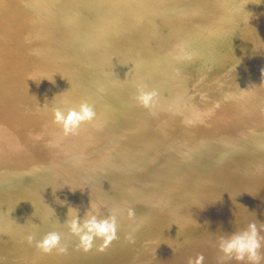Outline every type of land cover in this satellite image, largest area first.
Listing matches in <instances>:
<instances>
[{"label": "bare ground", "instance_id": "obj_1", "mask_svg": "<svg viewBox=\"0 0 264 264\" xmlns=\"http://www.w3.org/2000/svg\"><path fill=\"white\" fill-rule=\"evenodd\" d=\"M187 1L191 0H0V99L12 100V104H0V152L11 150L14 144L46 151L45 154L36 151L28 158L17 154L0 160V221L6 223L10 218L7 214L14 215L10 211L17 208L20 211L16 215L26 222L24 228L38 226L33 233L38 236L42 232L44 235L39 236L43 238L52 228L48 220L67 219V206L57 203V198L72 203L70 205L78 208L83 217L90 203L107 205L104 191L117 190L118 185L128 182L132 187L118 192L125 196L113 195L111 199H118L127 206L126 197L139 196L149 208L158 209L156 213L160 214L161 221H171L178 213V206L189 204L196 213V220L209 223L215 234L224 235L246 227L238 215L244 214L254 202L264 201V193L255 201L248 200L250 195L264 188V175L257 177L264 171V103L236 111L220 105L232 84L246 85L254 67L262 64L259 69L264 76V51L260 49L264 44V32L260 31L264 19L251 21L264 10V0H201L204 1L202 6L191 8L201 10L200 14H177L179 11L174 14L175 9ZM25 3L38 4L33 8ZM41 5H44L42 9L37 8ZM119 14L128 17L120 20ZM175 27L183 29L184 35L175 34ZM160 29H166L171 40L164 51L153 47L165 33H158ZM254 33L256 38L248 41V36ZM197 39L201 42L191 44ZM183 40L188 44L180 47ZM247 43L250 50L237 52ZM192 48L201 50L202 56L215 57L225 51L229 66L218 70L203 85L199 98L182 105L184 109H195L199 102V106L204 103L206 120L185 125L173 139L161 137L159 142L148 144L149 151L165 146L170 154H176L180 149L179 160L170 163L167 159L161 167L160 158L145 164L158 178L168 170L166 165L186 162L185 166H190L195 151L215 153L219 150L215 161H204L200 166L219 165L221 169L212 173V180L197 181L195 189L192 185L183 196L175 192L169 198V188L160 187L165 200L163 209H159L152 203L155 190L150 191L151 195L149 192L141 195L148 182L136 176V163L148 152L138 148L127 151L129 143L120 144L119 134L122 132L123 138L133 139L144 131L148 134L159 127L171 128L164 122L173 115L172 108L178 107L177 101L171 104V100L180 89L158 87L155 73ZM145 62L151 63V67L139 68ZM139 75L149 77L150 81L137 84V93L140 88L157 92L151 109L128 98L135 94L132 85ZM164 79L171 81V71ZM257 83L259 81H254L246 87L258 91L256 87L260 83ZM220 94L223 95L220 97ZM83 101L94 105L95 120L81 125L76 134L65 136L62 128L53 123V108L67 110ZM147 117L161 123L140 121ZM190 129L192 131L187 133ZM91 133L94 141L107 137L113 147L106 152L107 149H99L102 147L99 144L93 154L71 156L82 152H77L76 148ZM53 139L59 140L52 143ZM34 171L42 174L34 175ZM168 171L174 176L173 171ZM110 180L115 183L110 184ZM82 181L85 188L79 189L82 193L78 198L68 200L65 193L58 191L76 187ZM15 185L16 192L12 191ZM234 193H241L239 203L234 202ZM44 196L38 206L33 205ZM171 200L173 203L167 211ZM257 209L264 217V207ZM259 215L253 217L256 219ZM10 228L16 230L10 232ZM10 228L5 232L0 226V264H94L99 258L100 245L81 252L79 259L73 262L70 257L75 252L67 250L55 254V250L49 253L39 249L25 251L23 247L19 250L17 245L36 246L35 241L29 243L18 231L24 228ZM216 254L221 259L217 247ZM5 258L11 259L10 262Z\"/></svg>", "mask_w": 264, "mask_h": 264}, {"label": "rangeland", "instance_id": "obj_2", "mask_svg": "<svg viewBox=\"0 0 264 264\" xmlns=\"http://www.w3.org/2000/svg\"><path fill=\"white\" fill-rule=\"evenodd\" d=\"M202 3H204V1L202 2L201 0L187 1L185 5H182L181 7L175 9L174 14H176V12L178 11L179 12L177 14L179 13L184 15L188 13H192L193 15L200 14L201 10L199 9L191 10V8L202 6ZM25 4H31L33 5V8H36L35 5L38 3L35 4L25 3ZM43 6L44 5H41L38 6L37 8L42 9ZM104 11L106 12L107 10ZM92 13L96 14L95 12ZM126 17H128L126 14L118 15V19L120 20H125ZM259 18L264 19V10H261L260 14L256 16V18H253L251 21ZM175 28L176 29L173 30L175 34L179 35V37L184 35L183 33L185 32L183 31V29H180L179 27H175ZM164 30L166 29H160L158 33ZM184 30H186V28H184ZM260 31L264 32V23ZM167 36H168L167 32L162 34L161 35L162 38L157 39V42L155 41L153 43L154 45L153 47H158L161 51L166 50L169 41H171L169 40V36L168 38ZM255 38H256L255 33L254 35H249L248 41L251 42ZM200 42L201 39H197V40H193L191 44H198ZM187 44L188 42L183 40L180 47H185ZM250 48H251L250 44L247 43L242 47L238 48L237 52H241L246 49L250 50ZM260 49L264 51V44L261 45ZM199 52H201V50L198 51L192 48L187 52L183 53L182 55H180V57L176 58L174 61L172 62L170 61L171 63H166L163 67L162 66L159 67L161 69L160 70L158 69L155 73L157 80L156 85L158 87H162V88L172 87L173 90H175L176 88L180 89V92L177 93L174 96V98L171 100L172 102L171 104H175L177 101L178 107L172 108L173 115H170V120L164 122L165 124L170 125L171 128H162L158 126L159 129L157 131L150 130L152 132L148 134L147 131H144L143 133H141L139 137H135L136 139L135 138L125 139L123 138L125 134H123L122 132H120L119 134L120 144H122L123 141L129 143V146L126 147L127 151H131L138 148L143 152H148V155L141 157L143 158L141 162L136 163L138 165L137 166L138 172L136 173V176L137 178L141 180L144 179L145 181L148 182V185L144 186L145 191L141 195H145L148 192L150 193L151 190H155V195H153L154 200L152 201V203L157 204L159 206V209L161 208L163 209L164 207L163 203L165 200V195L163 191L159 190L160 187L166 189L169 188V190L171 191V194H169L168 196L169 198H171L175 192H178L179 196H183L185 193H187V191L191 189L192 185H195L194 186L195 189L197 181L201 179H205L207 181L212 180V173L214 171L221 169L219 165L212 168H209L208 166H204L202 168L200 166V163L203 164L204 161L206 162L215 161L216 155L221 152L219 150H216L215 153H210V152L205 153V151L203 150L195 151L193 156L194 159L190 166H185L186 162H182L177 166H175L174 164L169 166L166 165L168 170H170L171 172L173 171L174 176L168 170H165L163 173H160L161 174L160 177L155 178L154 170H152L151 167L145 164V162H148L149 160H157L159 158L162 160L160 167L165 163V160L167 159L171 160L170 163L178 161L181 154L180 149H177L176 154H170L169 150L165 149V146H161L158 149L149 151L148 144L159 142L161 137L162 139L163 138L173 139L178 136V133L180 132V130L184 128L185 125L188 126L191 123L198 124L201 120H206L207 114L204 103L199 106L200 103L199 102L195 109H184L182 105L185 103H189L190 99L192 98L193 99L199 98L200 95H202V93L200 92L202 91L203 85L206 82L210 81L211 77L215 75L218 70L227 68L229 62L227 61L228 54L225 51H220L219 54L216 55L215 57L207 56V55L202 56L199 54ZM73 54L72 56H74ZM112 59L115 60L117 58L113 57ZM70 61L71 64L74 65L75 61L73 59H71ZM116 62L117 60L114 61L113 63ZM151 65L152 64L149 62H145L139 68L148 69L151 67ZM261 65L262 64L254 67L250 71L251 74L250 80L246 82V85H249L254 81H259L260 85H257L256 87L259 90L251 91L246 87V85L234 86V84H232L227 94H225V97L220 107L226 110L229 109L232 111H236V109L246 110L251 107H254L257 104L260 105L259 103L261 101L264 103V94H263L264 76L259 69ZM243 70L246 71L247 69H243ZM170 71H171V81H167L166 79H164V77L166 78V75H168ZM140 75L137 77L134 83L132 82L133 83L132 86L135 87L133 88L134 90L133 93L135 94L132 97H128L132 101H136L135 97L138 94L137 84L146 83L150 81L149 77L147 78V76L145 75L143 76ZM230 78H235V76H231ZM175 82H177L176 85ZM134 84H136L137 86H135ZM251 88H255V87H251ZM216 93L217 91L213 93V97H215ZM222 95L223 94H220L219 96L221 97ZM9 103L12 104V100L4 99L3 97H1L0 104L6 105ZM197 116L199 117L197 118ZM138 118L139 117H137V119ZM140 121L142 122L155 121L157 125L161 123V122H157L151 117L140 119ZM191 131L192 130L190 129L188 130L187 133H190ZM92 135H93L92 133L87 134L86 136L88 138L84 140L82 143H80L79 147L76 148L77 152L82 151L81 153H72L70 155L77 157L80 155L83 156L86 154H93V151L97 150L99 144L102 145V147H100L99 149L101 150L107 149L106 152L109 150V148L113 147V144L109 141L107 137H104L99 141H94ZM185 138L188 139L186 136ZM58 140L59 139H53L52 143ZM221 148L224 149L223 147ZM88 149H90V152L87 151ZM36 151L42 154L46 153V151L37 148L34 149L32 147L30 149L28 145L14 144L11 150L0 152V160L7 159L10 157H15L17 154L25 155L24 158H28V156L34 154V152ZM57 151H60V148H58ZM50 172L55 173V171H50ZM9 174L10 175L8 176L12 178V174L11 173ZM33 174L41 175L42 172L34 171ZM263 175H264V171H260L257 174V177ZM176 182L177 185L175 184ZM109 183L113 184L115 182L113 180H110ZM117 187H118L117 190L104 191V196L106 199L105 202L107 201L106 206H104L103 203L98 206L95 205L97 211L99 212V215L102 217H106L110 215L114 210H118L117 220H118L119 229L117 234L118 238L115 241H113L103 251H101L99 247L98 249L99 258L94 264H188L190 258L195 259L196 256L201 254L204 256V264H237L235 260H231L225 263V260L222 261L217 256L216 240L219 235H223V234L221 233L215 234L209 223L202 224V221L200 220L197 221L196 213L194 210H191V206L189 204H182L178 206L176 209L178 213L176 214L175 218L172 219L171 221L169 219L166 221H161L158 216L160 214L156 213L158 209H156V207L153 209L149 208L150 205H147L146 201H144L139 196L132 198L126 197L125 202L127 206H124L123 203L120 202L118 199H111L113 195H120L122 197L125 196V194H118V192L126 191L129 187L132 186L128 184V182H124L118 185ZM81 188H85L84 181H82L76 187H70L68 189L62 188L58 191H60L61 193H65V195H67L68 197V200H72L75 197L76 198L79 197V195L82 193L79 191V189ZM16 190H17V185L13 186L12 191L16 192ZM56 192L57 191L51 194H47L46 196L52 195ZM261 193H264V188H260L256 193L250 195L248 197V200L255 201L258 195ZM46 196L35 201L33 205L38 206L40 204L39 201L46 198ZM232 196H234L233 198L234 202L239 203V197L241 196V193H234ZM16 198H14L13 201L17 203ZM172 203L173 202L171 200L170 204L167 206V211L168 208L171 207ZM89 207L90 205L86 206L84 211H87ZM257 207L260 208L264 207V201L254 202L251 206H249L246 209L244 214H239L237 218L242 219L247 226L248 222L256 220L253 216L259 215V211ZM129 208L135 210V214H136L135 222L130 221L128 219L127 211ZM12 210L13 211L10 212H12L14 215L8 213L7 215L10 218L7 219L6 223L0 221V226L3 227L5 232L7 229H9L12 226H18L19 228H24L27 226L23 218L19 215H16V212L20 210L17 208H13ZM257 219L260 222H264V217L260 215L257 217ZM48 221L49 222L47 223L52 227L49 229L48 232L58 231L62 234L61 247L65 248L69 252H75V255L73 257H70L71 262L78 260L79 254L83 252V250L79 247L77 238L74 237L69 232L67 226L64 224L65 219H59V220L51 219ZM57 221L59 222L57 223ZM40 227L41 226H39V228ZM10 229H11L10 232L12 230H16L12 228ZM37 229L38 226H35L33 228L27 227L18 231L22 233L23 236L26 238H28V236L31 235L34 237V241H38L42 239L40 238L41 236L39 235L43 236L44 234L42 232H39L38 236H35L36 233L33 232H35ZM261 236L264 237V231L261 232ZM129 237H131V239H129ZM101 243H102L101 241H96L94 245L101 246ZM17 247L19 250H21V247H23V249H27L25 251H29V250L33 251L37 249L36 246L33 245L28 246L23 243L17 245ZM56 251L57 250H55L54 254L56 253ZM262 254H264V248H262ZM32 257L33 256L31 255L30 256L31 260ZM5 260L10 262L11 259L5 258ZM261 264H264V260L261 261Z\"/></svg>", "mask_w": 264, "mask_h": 264}, {"label": "clouds", "instance_id": "obj_3", "mask_svg": "<svg viewBox=\"0 0 264 264\" xmlns=\"http://www.w3.org/2000/svg\"><path fill=\"white\" fill-rule=\"evenodd\" d=\"M248 14L251 17V13ZM156 97V91L140 88L135 99L142 107L151 109L156 103ZM64 103H68V101H64ZM52 116L53 123L60 126L64 135L68 136L76 134L81 125L93 122L96 118V111L92 103L83 101L75 107L67 108V110L55 107L52 110ZM57 203L67 206V219L64 224L69 232L77 238L79 247L83 251H90L96 241L102 242L100 250L103 251L118 238V210H114L106 217H101L95 205L90 203L89 209L81 217L79 209L71 206L67 201H60L57 198ZM127 216L130 221H136L134 209L129 208ZM262 231H264V222H260L256 218V220L248 222L247 226L241 230L219 235L216 240V247L221 253V260H235L237 264H245V262L246 264H261V261L264 260ZM61 238L60 232L51 231L42 239L35 241V245L43 253H49L53 250L63 253L66 249L61 247ZM27 239L29 243H32L34 237L30 235ZM188 264H204V256L201 254L195 259L190 258Z\"/></svg>", "mask_w": 264, "mask_h": 264}]
</instances>
